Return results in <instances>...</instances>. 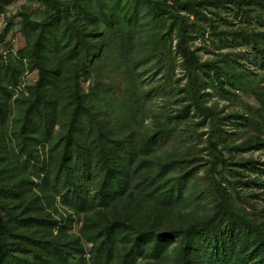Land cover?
Listing matches in <instances>:
<instances>
[{"label": "rangeland", "instance_id": "obj_1", "mask_svg": "<svg viewBox=\"0 0 264 264\" xmlns=\"http://www.w3.org/2000/svg\"><path fill=\"white\" fill-rule=\"evenodd\" d=\"M44 1L0 0V264H264V0Z\"/></svg>", "mask_w": 264, "mask_h": 264}, {"label": "trees", "instance_id": "obj_2", "mask_svg": "<svg viewBox=\"0 0 264 264\" xmlns=\"http://www.w3.org/2000/svg\"><path fill=\"white\" fill-rule=\"evenodd\" d=\"M146 1H147V3H150V4L153 3L151 0H146ZM44 2L46 3L47 6L50 7V14L48 16V20H47L46 25L54 22L55 26H57L59 24L60 14H61V9H60V6H59L57 0H45ZM19 16L23 19V23H24L23 28H22V30H23L28 24H30L29 22H30L31 18L28 15L23 14V13L20 14ZM11 24H12V22L7 24V26L5 27L4 33L7 34L10 31V29L12 28ZM179 47L185 55L190 57L191 63L193 65H198V58L195 55L193 50L185 47L182 42H180ZM62 70H61V72H62ZM61 72H60V74H61ZM213 135L214 134H212V136ZM212 146H214L215 148L217 147L214 142H212ZM215 167H216V164H214L213 169H215ZM221 191H222V202H221L222 211L227 215L238 217L244 224H247L252 229H256L254 224L247 222L244 218L239 216L236 211L229 208V196H228L226 191H224V190H221ZM260 236L262 237V240L264 242V235L262 233H260ZM188 245H189L188 239L183 238V240H182V255L180 258V259H182V264H189V261L187 259L188 258V256H187Z\"/></svg>", "mask_w": 264, "mask_h": 264}, {"label": "crops", "instance_id": "obj_3", "mask_svg": "<svg viewBox=\"0 0 264 264\" xmlns=\"http://www.w3.org/2000/svg\"><path fill=\"white\" fill-rule=\"evenodd\" d=\"M0 22H2V18L0 17ZM12 28L10 29L9 33L14 30V31H22L23 28V19L18 16L17 18H14L12 21Z\"/></svg>", "mask_w": 264, "mask_h": 264}]
</instances>
